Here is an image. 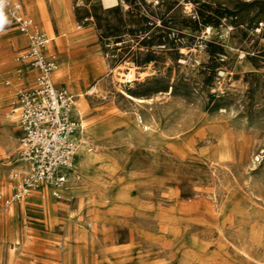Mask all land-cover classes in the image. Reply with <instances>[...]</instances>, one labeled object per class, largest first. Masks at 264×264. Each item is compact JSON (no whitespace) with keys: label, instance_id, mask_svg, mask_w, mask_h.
Here are the masks:
<instances>
[{"label":"rangeland","instance_id":"374dc122","mask_svg":"<svg viewBox=\"0 0 264 264\" xmlns=\"http://www.w3.org/2000/svg\"><path fill=\"white\" fill-rule=\"evenodd\" d=\"M23 2L81 131L66 194L41 186L0 214V264H264V0ZM3 24L9 193L36 70Z\"/></svg>","mask_w":264,"mask_h":264},{"label":"built area","instance_id":"2783aa9c","mask_svg":"<svg viewBox=\"0 0 264 264\" xmlns=\"http://www.w3.org/2000/svg\"><path fill=\"white\" fill-rule=\"evenodd\" d=\"M4 22L25 36L27 45L18 57L36 74L33 85L17 93L22 166L10 175L9 193L0 192V214L21 204L41 186H50L56 197L66 194L81 131L74 115V95L54 80L59 58L50 50L53 38L36 26L21 0H0V27Z\"/></svg>","mask_w":264,"mask_h":264},{"label":"bare ground","instance_id":"6f19581e","mask_svg":"<svg viewBox=\"0 0 264 264\" xmlns=\"http://www.w3.org/2000/svg\"><path fill=\"white\" fill-rule=\"evenodd\" d=\"M111 1H114V0H107V4H109V2H111ZM111 3H113V2H111ZM111 3L109 4L110 6H112L111 5ZM116 4V3H115ZM126 75H129V74H126ZM125 75V76H126ZM131 76V75H130ZM129 97H131V98H133V99H137L139 102H145L146 101V99H143V98H136V97H134V96H132V95H130V94H127ZM151 100V99H150Z\"/></svg>","mask_w":264,"mask_h":264},{"label":"crops","instance_id":"0c3cea01","mask_svg":"<svg viewBox=\"0 0 264 264\" xmlns=\"http://www.w3.org/2000/svg\"><path fill=\"white\" fill-rule=\"evenodd\" d=\"M21 2L23 3V5H24V9H25V11L28 13V11H27V9H26V7H25V4H24V2H23V0H21ZM29 14V13H28ZM30 15V14H29ZM31 16V15H30ZM36 24V23H35ZM37 26V25H36ZM43 29V28H42ZM57 72V71H56ZM55 72V73H56ZM36 74V73H35ZM16 110V112L18 113V111H17V108L15 109ZM17 122H18V118H17ZM18 126H19V124H18ZM19 129H20V127H19ZM20 134H21V130H20Z\"/></svg>","mask_w":264,"mask_h":264}]
</instances>
